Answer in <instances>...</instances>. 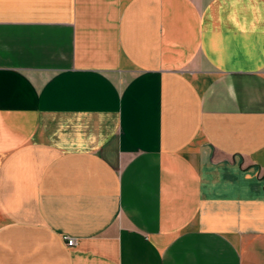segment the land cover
<instances>
[{"label":"crops","instance_id":"0c3cea01","mask_svg":"<svg viewBox=\"0 0 264 264\" xmlns=\"http://www.w3.org/2000/svg\"><path fill=\"white\" fill-rule=\"evenodd\" d=\"M0 264H264V0H0Z\"/></svg>","mask_w":264,"mask_h":264},{"label":"built area","instance_id":"2783aa9c","mask_svg":"<svg viewBox=\"0 0 264 264\" xmlns=\"http://www.w3.org/2000/svg\"><path fill=\"white\" fill-rule=\"evenodd\" d=\"M64 240L66 241L67 246H72L74 243L72 239H68L67 237H65Z\"/></svg>","mask_w":264,"mask_h":264}]
</instances>
